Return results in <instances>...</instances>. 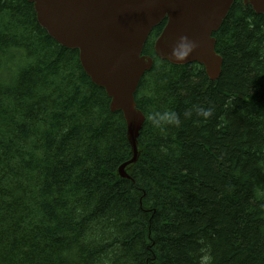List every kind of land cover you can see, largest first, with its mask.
<instances>
[{
	"label": "trees",
	"instance_id": "trees-1",
	"mask_svg": "<svg viewBox=\"0 0 264 264\" xmlns=\"http://www.w3.org/2000/svg\"><path fill=\"white\" fill-rule=\"evenodd\" d=\"M154 58L134 98L145 115L132 157L122 111L57 43L28 0H0V264H264V15L235 0L203 65ZM193 106L211 107L206 121ZM180 126L163 132L149 115Z\"/></svg>",
	"mask_w": 264,
	"mask_h": 264
},
{
	"label": "water",
	"instance_id": "water-1",
	"mask_svg": "<svg viewBox=\"0 0 264 264\" xmlns=\"http://www.w3.org/2000/svg\"><path fill=\"white\" fill-rule=\"evenodd\" d=\"M34 3L40 25L60 44L78 48L80 60L92 81L113 98L112 111L122 110L128 123L133 158L121 165L118 175L137 161L138 136L145 115L136 108L134 93L143 74L154 64L143 55L151 30L163 19L166 25L154 43L161 59L173 64L198 62L211 80L222 71L223 57L215 50L217 31L235 0H29ZM43 2V3H41ZM264 14V0H243ZM196 42L183 63L172 59L181 37Z\"/></svg>",
	"mask_w": 264,
	"mask_h": 264
},
{
	"label": "clouds",
	"instance_id": "clouds-1",
	"mask_svg": "<svg viewBox=\"0 0 264 264\" xmlns=\"http://www.w3.org/2000/svg\"><path fill=\"white\" fill-rule=\"evenodd\" d=\"M196 42L189 40L188 37L184 36L180 38L179 44L172 50V59L176 63H183L196 48ZM195 112L196 117L207 120L212 115L211 107L205 108L203 106H193L191 110L184 113L185 118H191ZM152 126L160 131H164L170 126H180V116L175 111L165 110L163 112H155L149 115ZM202 255L199 258V264H212V257L208 254L206 249L200 250Z\"/></svg>",
	"mask_w": 264,
	"mask_h": 264
},
{
	"label": "bare ground",
	"instance_id": "bare-ground-1",
	"mask_svg": "<svg viewBox=\"0 0 264 264\" xmlns=\"http://www.w3.org/2000/svg\"><path fill=\"white\" fill-rule=\"evenodd\" d=\"M41 3H43V2H41Z\"/></svg>",
	"mask_w": 264,
	"mask_h": 264
}]
</instances>
